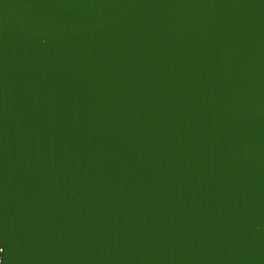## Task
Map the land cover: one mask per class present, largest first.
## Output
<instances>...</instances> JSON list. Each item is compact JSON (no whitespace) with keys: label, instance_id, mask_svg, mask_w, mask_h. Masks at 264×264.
<instances>
[{"label":"water","instance_id":"obj_1","mask_svg":"<svg viewBox=\"0 0 264 264\" xmlns=\"http://www.w3.org/2000/svg\"><path fill=\"white\" fill-rule=\"evenodd\" d=\"M0 264H264V0H0Z\"/></svg>","mask_w":264,"mask_h":264},{"label":"snow or ice","instance_id":"obj_2","mask_svg":"<svg viewBox=\"0 0 264 264\" xmlns=\"http://www.w3.org/2000/svg\"><path fill=\"white\" fill-rule=\"evenodd\" d=\"M4 251L3 246H0V253Z\"/></svg>","mask_w":264,"mask_h":264}]
</instances>
